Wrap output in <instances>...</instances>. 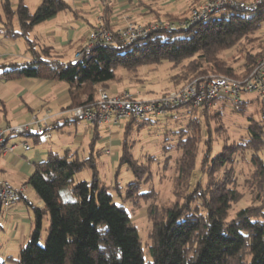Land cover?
<instances>
[{"label": "trees", "instance_id": "1", "mask_svg": "<svg viewBox=\"0 0 264 264\" xmlns=\"http://www.w3.org/2000/svg\"><path fill=\"white\" fill-rule=\"evenodd\" d=\"M201 1L191 0L182 14L161 9H153L152 13L157 19L179 23L188 20ZM4 9L6 32L11 38L27 39L31 58L21 62L0 61V80L26 78L67 84L71 103L65 109L92 105L96 101L93 91L99 84L124 80L135 85L146 82L141 71L145 66L157 68L170 64L176 71L170 78L171 84L179 89L195 79L212 75L244 79L264 55V36L259 35L264 26V2L251 10L222 8L201 21L161 29L130 43L87 49L88 34L77 51L83 52L77 62H66L50 48L41 47L29 38L35 26L72 9L68 0H40L34 12L23 0L17 10L6 0ZM15 18L20 30L15 28ZM106 25L109 28L108 18ZM229 52L237 55L231 58ZM218 100L224 105L232 104V113L246 112V103ZM211 105L171 106L158 119H132L124 125L118 170L126 165L135 179L126 186L124 196L121 188L119 191L125 202L132 203L131 211L123 204H115L109 187L100 180L98 160L93 152L102 138L98 126H93L88 156L82 157L78 149H68L63 155L51 152L45 160L35 163L26 185L32 187L44 206L38 208L26 200L34 213L29 239L21 246L18 259L10 256L0 259V264H264V124L253 114L248 115L246 133L226 142L214 155L213 131L222 133L226 128L223 111L210 113ZM170 118L175 119L174 128L166 121ZM147 125L165 129L163 147L174 151L166 157L164 165L166 170L172 163L175 166L174 198L169 202L160 203V192L155 189L142 192V187L152 179V162L156 157L151 156L148 162L135 158L131 151L134 142L129 141V135L135 127L140 130ZM170 140L175 144H168ZM103 153V148L98 150V154ZM242 161L251 168L250 176L244 177L243 168H237ZM88 168L92 180L77 181L78 174ZM195 170H201L204 179L191 189ZM242 176L251 202L232 216L234 205L247 194L239 186ZM143 201H151L147 217L152 227L146 250L131 219ZM46 218L48 236L45 244H41Z\"/></svg>", "mask_w": 264, "mask_h": 264}, {"label": "rangeland", "instance_id": "2", "mask_svg": "<svg viewBox=\"0 0 264 264\" xmlns=\"http://www.w3.org/2000/svg\"><path fill=\"white\" fill-rule=\"evenodd\" d=\"M6 0H0V50H2V46L5 43V45L9 46L10 48H14L15 50H23L24 52L28 48V41L24 37H18V38H11L10 33L6 32V26L5 23L7 22V18L5 15V9H4V2ZM12 4V7L14 10H17L18 5L21 0H9ZM104 3L105 9L110 8L108 10V13L112 10V8L115 6L111 2L112 0H101ZM141 1V0H138ZM146 1V0H144ZM191 0H150L149 2L153 3V6H162L161 10L164 11L165 8L172 10L169 13L172 14H182L184 13L190 4ZM208 0H203L200 3L197 4L200 5ZM68 2L73 5V0H68ZM246 2V1H245ZM23 3L26 4L29 9L34 12L40 5V0H23ZM149 7H152L150 5ZM78 13L80 14L77 18H85L88 22L83 21L84 28L79 33L78 37H76L74 43H72L70 46L63 48L60 43H58V40L60 38V35L57 36H49L48 32L49 29L53 30L49 24H39L33 28V30L30 31L29 38L30 39H36L38 38L39 42L45 43L47 46L50 45V47L54 48V51L57 53L55 54H64V61H69V59L73 56L75 50H77L80 46H82L83 42V36L88 32V30L95 24V20L92 17L91 14H87L85 10L77 9ZM64 13L72 14L73 18L71 22H74V19L76 17L75 13L66 10L63 11ZM107 12V11H105ZM167 12V11H164ZM61 13V12H60ZM192 13V12H191ZM59 14V13H58ZM61 15V14H60ZM63 15V14H62ZM103 17L99 18L101 19V22L98 23V25L103 24L106 25V16L102 13ZM58 17V16H57ZM61 17V16H59ZM153 17V16H152ZM150 23L155 21H163L165 23H174L172 21H168L167 19H157L156 16H154ZM61 21L62 18H58ZM129 21H133L139 25L147 26L150 23H142L139 21V18L134 17L133 15H126L123 20V24L119 26L118 28H113V26L108 25L109 29L111 31H118L119 29L123 28ZM184 20L180 21L179 23H175L176 25H179ZM55 23V22H53ZM14 25L17 30H20V25L17 20V18L14 19ZM96 25V26H98ZM95 26V27H96ZM108 28V27H107ZM259 35L264 36V26L262 29H260ZM4 42V43H3ZM19 48V49H18ZM16 51V52H17ZM53 51V53H54ZM77 53V52H76ZM75 53V55H76ZM229 57L233 58L235 55H237L235 52H229ZM75 55L73 57H75ZM142 73L145 74L146 82L142 84H130L129 81L124 80L121 83H115V81H111V83L104 84L103 87L107 89L111 94H120L124 92H130L136 96H138L139 99L142 100H150L155 99L158 97H161L163 95L169 94V92L178 90L174 89L173 85L171 84L170 78L172 74H174L176 71L173 70L170 66V64L165 63L157 68H154L153 66H145L141 69ZM2 84V83H1ZM0 84V85H1ZM187 85V84H186ZM185 86V85H184ZM182 88V87H181ZM100 87L96 86L94 88V95L97 97L98 91ZM180 89V88H179ZM114 90V91H113ZM24 95V96H23ZM21 96L25 97V93H23ZM257 95L254 93L249 94L247 98V103L245 105L246 112L245 114L241 113H232L233 105L232 104H226L224 105V102L222 100H216L210 107L209 112L214 113L216 110L220 109L224 113L223 117V123L225 125L226 130L222 133H217L216 131H213L212 134V140H213V148L212 152L214 155L219 153L224 146L226 142H233L235 139H238L241 135L246 133V129L248 126V115L253 114L254 117L257 120H260V111H259V101L257 99L250 100L252 98H256ZM21 97H18L14 102L6 105V108L8 110L9 116L8 120L11 121L12 125H19L23 124L21 120L27 121L31 118V115L29 112H24L23 115H17V113L21 109L20 105ZM224 105V106H223ZM74 108V107H73ZM42 109H49V108H42ZM72 108L65 109L63 108L61 111L57 113H53L52 115H55L56 117H61V114L64 112H67ZM35 110L33 111V113ZM32 113V115H33ZM32 119V118H31ZM165 118H163L164 120ZM23 121V122H24ZM166 121L170 122L171 127L174 128V122L175 119H167ZM164 121V123L166 122ZM25 124V123H24ZM83 125L84 128H86V122L85 121H78V122H72L70 125H67L66 129L67 131L73 130L75 125ZM213 129L216 127L215 121L212 122ZM160 126H143L140 130L137 129V127L134 128V130L129 135V141H133L134 143L131 144L132 148L131 151L134 154V157L139 159L143 162H148L151 156H155L156 159L152 162V179L148 185H144L142 187V192H147L149 189H155L160 192V203L162 202H169L171 201L173 197L172 193V179L175 175V166L174 163L166 170L164 168V165L166 164L165 159L167 156H169L171 153V150H166L165 147V137H166V130L165 129H159ZM100 131L102 133V138L98 141L95 150L93 151L94 154L97 156L98 160V169L100 174V180L103 185L109 187V190L114 198V203L117 205H124L125 208L128 211H131L133 209V205L130 202H125L122 198V196L125 195V189L126 186L132 182L135 177L132 173V170L128 169L126 165L122 166L120 170H118L120 166V157L122 155V141L124 139V126L119 127L118 125H112L110 127L102 126L100 127ZM66 130L64 132L60 131L59 129H54L51 131V134L53 136V139L49 140V142L44 141L42 145L46 144H55L59 137L66 134ZM65 137V136H64ZM74 134L69 133L67 134L66 138H70L69 141H73L72 138H74ZM92 138L89 136H86L85 140L83 141V145L80 147L78 145H73L71 143V150L75 151L77 148H79V154L82 157H86L89 155L91 148ZM29 142L32 146L34 145V137L33 136H24L19 135L15 136L10 139L9 144H18L20 142ZM171 146L174 145V141L170 140L168 142ZM37 147V145H36ZM131 147V146H130ZM103 148L105 150V153L98 154V150ZM55 153L58 152V154L63 155L66 150H68V147L64 149H57L54 148ZM109 150V153L106 151ZM22 151V150H21ZM20 149L16 152H21ZM30 151H27V155ZM262 157L264 158V153H262ZM47 158V157H46ZM45 158V159H46ZM243 162V163H242ZM238 164L237 168L240 167L243 168L244 177L250 176L251 168L247 163H244L242 161ZM92 171L91 169H85L83 170L78 176L76 177L77 181L85 180V181H91L92 180ZM244 177L242 176L239 180V186L242 191H245L247 194L246 196L237 204L234 205V208L231 211V215L234 216L235 213L242 208L247 207L250 204V196L248 193V190L244 186ZM204 179V173L201 170H195L192 173L190 186L191 189H193L197 182L202 181ZM28 187V193H32V187L30 185H27ZM121 188V195H120V189ZM162 201V202H161ZM151 201H143L141 207H139L136 212L131 216V219L134 223V225L137 227L144 249L146 250L145 243L148 239V233L150 228L152 227L151 221L147 217V209L148 205ZM18 205L23 208L24 210H27L30 213V220L29 221H19V229L21 230L22 225H26L28 228L27 234L24 237H21V234L18 236V238L14 237V232L11 228L12 223L10 220L6 219L5 213L0 217V259H6L8 257H13L15 259L19 258L21 246L25 244L30 236V233L32 231V224L34 219V213L30 206L26 205L24 202H19ZM29 215H25L27 217ZM48 219L46 218L44 221L43 231H42V238H41V244H45L47 236H48ZM19 230V231H20ZM21 232V231H20ZM146 258L149 260L150 256L145 252ZM9 264H15L9 262Z\"/></svg>", "mask_w": 264, "mask_h": 264}, {"label": "built area", "instance_id": "3", "mask_svg": "<svg viewBox=\"0 0 264 264\" xmlns=\"http://www.w3.org/2000/svg\"><path fill=\"white\" fill-rule=\"evenodd\" d=\"M264 0L245 2L241 0H208L198 5L191 13L188 20L180 23V27L188 23L201 21L211 15L214 11L222 8L231 9H257ZM175 23L155 21L147 26L139 25L129 21L123 28L114 32L103 24L94 27L88 36L86 48L99 45H112L116 43H130L139 39L148 38L152 32L161 29H172ZM83 52L76 53L73 62H77ZM100 87L96 101L90 106L74 107L61 114L64 121L78 122L85 121L93 129V126L110 127L118 125L122 127L130 120L148 121L158 119L164 115L168 107L177 105H191L194 108H202L211 105L218 99L230 101L235 104L247 103L249 94L257 95L260 104V119L264 124V55L260 56L252 69L244 79H236L222 75H212L193 80L178 90L169 92L161 97L142 100L138 96L124 92L111 94L103 87ZM56 118L50 109L38 108L32 115L30 122L19 125L6 124L0 127V158L12 153L17 145L9 144V140L19 135H32L43 140L52 139L51 131L56 129V124L50 121ZM25 149H29L27 142L22 143ZM109 153V150L106 151ZM26 186L16 187L5 180L0 172V209L9 212L20 197L26 196Z\"/></svg>", "mask_w": 264, "mask_h": 264}, {"label": "crops", "instance_id": "4", "mask_svg": "<svg viewBox=\"0 0 264 264\" xmlns=\"http://www.w3.org/2000/svg\"><path fill=\"white\" fill-rule=\"evenodd\" d=\"M112 4L115 6L112 8L111 12H105V6L104 3L101 0H73L72 2V9L70 11L74 12L76 17L74 19V22H71L73 16L69 13L61 12L57 14L55 17L51 18L50 20L42 23L43 24H49L53 30L49 29L48 32L49 36H57L60 35V38L58 40L59 45H61L63 48H66L70 46L72 43H74L76 37H78L81 30L84 28V23L88 22L85 18H77L80 14L78 13L77 9L85 10L87 14H91L92 17L95 20V24L88 30V32L83 36V43H85L86 38L90 31L98 25L99 22H101V19L104 14L106 18L109 19L110 25L113 26V28H118L123 24L124 17L126 15H133L136 18H139V21L142 23H150L155 16V13H152L153 9H162V6H153V3L149 2L150 0H112ZM152 5V7H149ZM165 8L164 11L171 12L172 10ZM61 14V15H60ZM63 14V15H62ZM58 16V17H57ZM61 16V17H59ZM153 16V17H152ZM58 18H62L61 21ZM104 18V17H103ZM55 22V23H53ZM39 43L41 47L44 48H50V50L53 52L54 48L47 46L45 43L39 42L38 38L31 39ZM4 43V42H3ZM19 49V48H18ZM79 49V48H78ZM75 50L73 56L78 51ZM2 50H0V61L1 62H7V61H26L31 58V53L28 52V48L24 52L22 49L17 51L14 48H10L9 46L5 45V43L2 46ZM17 51V52H16ZM54 53H57L54 51ZM60 55L64 59V54H57ZM71 57L69 61L74 60V57ZM68 62V61H66ZM2 83V84H1ZM107 83H111L107 82ZM0 127L4 126L6 124H11L12 122L8 120V110L6 108V105L14 102L18 97H21L20 105L21 109L17 113V115H23L24 112H29L32 118V113L34 110L38 108H49L52 110L53 113H57L61 111L63 108L67 107L71 103V95H70V89L67 84L64 83H56L53 81H44V80H30V79H18L14 81H6V80H0ZM114 91V90H113ZM23 93H25V97L21 96ZM257 98L250 99L255 100ZM260 107V105H259ZM31 118L27 121L21 120V122L28 123L31 121ZM24 121V122H23ZM52 124H56V129H59L60 131L64 132L66 130V134L59 137L57 142L55 144H46L42 145L44 141L49 142V140H39L36 141L34 139V145L32 146L29 142H27L30 145L29 149H25L22 146V143L20 142L17 145V148L14 152L7 154L6 156H3L0 158V172L2 177L11 182L14 186L20 187V186H26V190H28V187L26 185V182L30 178L33 166L35 163L41 162L45 160L46 157L51 152L57 151L54 150V148L57 149H64L68 147V149H71V143L73 145H78L79 147L83 145V141L85 140L86 136H90L92 138V128L89 126V124H86V128H84L83 125L76 124L73 130L67 131L66 127L67 125L64 121V117H56L53 118L50 121ZM73 133L74 138L73 141H69L70 138H66L67 134ZM65 136V137H64ZM53 139V137H52ZM51 140V139H50ZM10 141V140H9ZM37 145V147H36ZM21 152H16L19 150ZM79 149V148H77ZM27 151H30L27 155ZM58 153V152H57ZM26 200L34 204L38 208H42L44 206V203L38 199L36 196L34 190L32 189V193H28L26 191V197L25 198H19L16 202L15 206L9 211H5L4 209H0V217L5 213L6 219L10 220L12 223L11 228L15 230L14 237L18 238V236L21 234V237L26 236L28 228L26 225H22L21 230L19 229V221H29L31 222L30 213L27 210H24L21 208L18 203L24 202L26 204ZM27 205V204H26ZM25 215H29L25 217ZM21 232H20V231Z\"/></svg>", "mask_w": 264, "mask_h": 264}]
</instances>
